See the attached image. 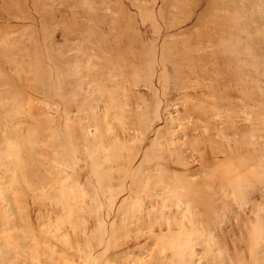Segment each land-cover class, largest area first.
Instances as JSON below:
<instances>
[{"label":"rangeland","instance_id":"rangeland-1","mask_svg":"<svg viewBox=\"0 0 264 264\" xmlns=\"http://www.w3.org/2000/svg\"><path fill=\"white\" fill-rule=\"evenodd\" d=\"M0 264H264V0H0Z\"/></svg>","mask_w":264,"mask_h":264}]
</instances>
